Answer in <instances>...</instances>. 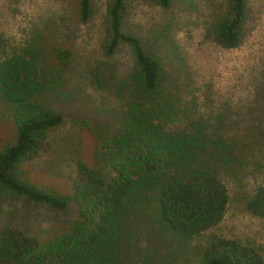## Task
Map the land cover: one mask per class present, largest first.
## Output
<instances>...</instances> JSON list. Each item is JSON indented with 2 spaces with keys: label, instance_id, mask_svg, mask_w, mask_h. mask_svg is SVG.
I'll list each match as a JSON object with an SVG mask.
<instances>
[{
  "label": "trees",
  "instance_id": "16d2710c",
  "mask_svg": "<svg viewBox=\"0 0 264 264\" xmlns=\"http://www.w3.org/2000/svg\"><path fill=\"white\" fill-rule=\"evenodd\" d=\"M125 1L107 3L101 44L106 55L119 44L130 48L136 80L115 124L114 118L79 123L93 135V163H76L77 174L65 191L30 181L20 168L36 157L48 133L64 123L60 113L40 100L36 58L12 53L0 61V97L11 127L9 139L0 146V206L24 199L56 213L72 206L76 215L65 232L42 243L16 229L1 230L0 264H147L153 235L164 236L161 244L182 248L221 222L228 200L222 176L238 180L250 169L264 175L262 128L236 129L224 118L170 117L171 94L163 89L158 60L140 38L122 31ZM145 1L162 8L170 3ZM223 4L211 30L215 43L229 49L241 41L246 0ZM91 10V0H77L81 22L90 19ZM69 56L62 49L54 53L61 65ZM244 206L250 215L264 219V181L245 196ZM195 264L264 262L240 241L211 235L200 246Z\"/></svg>",
  "mask_w": 264,
  "mask_h": 264
},
{
  "label": "rangeland",
  "instance_id": "374dc122",
  "mask_svg": "<svg viewBox=\"0 0 264 264\" xmlns=\"http://www.w3.org/2000/svg\"><path fill=\"white\" fill-rule=\"evenodd\" d=\"M108 2L91 0L92 15L81 22L77 0H0V61L12 53H32L42 81L40 100L64 119L48 133L36 157L21 163L32 182L67 190L77 174L76 163H93V135L79 123L114 118L115 124L126 108L137 71L127 45L119 44L111 55L102 50ZM223 3L170 0L162 8L151 1L126 0L122 31L140 38L158 60L163 89L171 94V118H224L236 129L264 130V0H246L241 41L229 49L215 43L211 30ZM57 49L69 53L65 65L54 58ZM5 118L10 115L0 97V146L11 135ZM255 158L263 161L257 154ZM263 176L254 169L238 180L222 176L228 200L221 222L182 248L159 243L164 237L159 234L150 236L147 256L152 260L147 264H195L211 235L240 241L264 262V219L244 206L245 196L263 183ZM75 218L72 206L56 213L10 199L0 206V231L16 229L42 243L65 232Z\"/></svg>",
  "mask_w": 264,
  "mask_h": 264
}]
</instances>
